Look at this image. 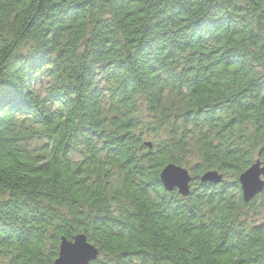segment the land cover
<instances>
[{"label": "trees", "instance_id": "16d2710c", "mask_svg": "<svg viewBox=\"0 0 264 264\" xmlns=\"http://www.w3.org/2000/svg\"><path fill=\"white\" fill-rule=\"evenodd\" d=\"M263 149L264 0H0L9 264H54L78 235L90 264H264V192L239 184Z\"/></svg>", "mask_w": 264, "mask_h": 264}, {"label": "water", "instance_id": "95a60500", "mask_svg": "<svg viewBox=\"0 0 264 264\" xmlns=\"http://www.w3.org/2000/svg\"><path fill=\"white\" fill-rule=\"evenodd\" d=\"M148 146H150V144H148ZM263 151L264 149L259 153V157L262 155L261 153ZM170 171H175L181 174L182 180L180 183L169 184L164 180V177L167 178L168 173ZM249 174H253L257 177V181L254 186L250 185L246 180V177H248ZM160 178L163 186L168 192H173L174 190H177L178 193L184 198H187L190 195L192 188L190 183L193 181V179L191 177L190 172L187 169L177 166L175 164H169L161 172ZM200 180L203 184L206 183L219 184L222 182L223 177L219 175L218 172L216 171H209L205 173ZM239 184L241 187L243 200L245 201L246 204H249L258 195L263 193L264 192V162L261 160L255 162L246 172H244L239 177ZM81 241L86 243L88 248H90L95 253V255L89 260L88 264L97 260V258L99 257V251L92 244L87 242V239L84 235H78L71 242L67 241L65 238L61 239L59 256L57 260L54 262V264H65L66 251L69 248V246H74Z\"/></svg>", "mask_w": 264, "mask_h": 264}, {"label": "snow or ice", "instance_id": "6c2138e0", "mask_svg": "<svg viewBox=\"0 0 264 264\" xmlns=\"http://www.w3.org/2000/svg\"><path fill=\"white\" fill-rule=\"evenodd\" d=\"M164 180L169 184H177L182 180L181 174L170 171L167 178L164 177ZM247 182L250 185H255L257 177L253 174H249L246 177ZM95 255V253L88 248L87 244L83 241L77 243L74 246H69L66 251V261L65 264H88L89 260Z\"/></svg>", "mask_w": 264, "mask_h": 264}, {"label": "clouds", "instance_id": "9594fccd", "mask_svg": "<svg viewBox=\"0 0 264 264\" xmlns=\"http://www.w3.org/2000/svg\"><path fill=\"white\" fill-rule=\"evenodd\" d=\"M51 85L48 84L47 82H45L44 84H37L35 86V90H36V94L40 95L41 98H43V96L47 95V91H45L47 88H50ZM12 259V257L10 255H6V254H0V264H9V261Z\"/></svg>", "mask_w": 264, "mask_h": 264}, {"label": "rangeland", "instance_id": "374dc122", "mask_svg": "<svg viewBox=\"0 0 264 264\" xmlns=\"http://www.w3.org/2000/svg\"><path fill=\"white\" fill-rule=\"evenodd\" d=\"M45 82H47L48 84H50L49 82H50V80H47V79H43L42 81H41V84H44ZM46 91V90H45ZM191 161H193V159H191ZM193 183H194V181H192L190 184H191V186L193 185Z\"/></svg>", "mask_w": 264, "mask_h": 264}]
</instances>
